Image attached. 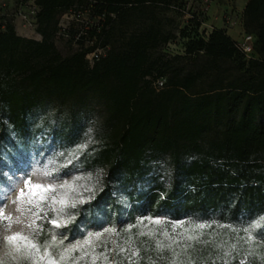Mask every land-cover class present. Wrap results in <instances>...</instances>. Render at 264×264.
<instances>
[{"label":"trees","instance_id":"1","mask_svg":"<svg viewBox=\"0 0 264 264\" xmlns=\"http://www.w3.org/2000/svg\"><path fill=\"white\" fill-rule=\"evenodd\" d=\"M187 1L21 0L18 13L36 7L41 40L0 18V187L50 137L72 168L103 172L91 197L69 206L61 246L104 235L63 264H264V244L240 239L264 217V0H248L241 15L252 56L225 27L200 33L208 16L199 11L181 30L185 52H165ZM83 5L87 25L63 29L61 16L85 17ZM59 32L79 49L64 55ZM40 227L45 247L55 228Z\"/></svg>","mask_w":264,"mask_h":264},{"label":"rangeland","instance_id":"2","mask_svg":"<svg viewBox=\"0 0 264 264\" xmlns=\"http://www.w3.org/2000/svg\"><path fill=\"white\" fill-rule=\"evenodd\" d=\"M34 0H28L33 2ZM21 0H0V18L11 20L16 27L18 34L41 40L42 36L37 32L36 26L25 25V22L21 15H19L18 4ZM188 7L184 15L176 14V25H178V38L168 44L164 49L165 52L170 54H183L185 52L186 39L181 35L186 26H189V18L192 12H204L208 16L207 22L202 25L200 33L208 35L216 27H225L228 33L236 40L242 38L244 29L241 25V15L248 0H188ZM82 10L84 16L77 19L74 13H67L61 16L60 25L64 28H74L76 30L81 29L82 26H86V21L89 18V10L87 6L83 5ZM173 14V13H170ZM189 34L191 29L189 28ZM194 33L192 32L191 35ZM55 42L59 50L64 55H70L74 51L79 49L77 39L59 32L55 37ZM94 41L86 40L84 48L92 45ZM45 172H50L51 175H45ZM8 178L5 183L0 187V212L3 216L11 217V227H6L5 221L0 218V264H30L27 259V251H17L15 246H10L5 239L8 236H12L15 233H22L23 236L28 237V241L23 243H35L36 241L34 228L37 226L38 219L33 214V211H28L27 203L21 204L18 201L21 190L25 193L29 188L26 185V180H31L32 184L53 185L56 187L57 192L51 195H55L57 203L55 205L57 217L60 223H63L68 216V209L72 201L76 203L89 199L95 188H98L100 180L103 176V172L83 173L75 168H72L69 161L63 157V153L59 148V144L56 143L52 137L40 141L34 146L27 158L23 162L20 169L11 171L8 173ZM61 185H72V188H61ZM60 199H65L69 206L61 211ZM43 206V205H42ZM42 214V213H41ZM36 221L33 227H29L33 221ZM259 219L246 224L241 227L242 234L246 237L247 233L243 230L248 229L251 225L257 222ZM55 228V238L57 245L49 248L47 251L51 252L52 257L56 260L57 264H60V253L65 249L61 246V238H67V234L62 232L61 227ZM90 228H84L89 230ZM264 231L262 229L252 230L251 234L255 239L250 243L264 244V236L259 233ZM14 243H21L16 241ZM39 246V245H38ZM39 256L44 257V264H47V255L45 247L39 246ZM34 264H40L37 260Z\"/></svg>","mask_w":264,"mask_h":264},{"label":"snow or ice","instance_id":"3","mask_svg":"<svg viewBox=\"0 0 264 264\" xmlns=\"http://www.w3.org/2000/svg\"><path fill=\"white\" fill-rule=\"evenodd\" d=\"M71 163V161H69ZM45 175H51L50 172H45ZM26 185L28 186L29 190L27 193H25L23 190H21L19 197L17 198L18 201L23 205L27 203L28 211H33V214L36 216L37 219L44 221L47 220L48 223L53 225L56 228L64 227L70 220H65L63 223L58 222L59 218H53V219H48V211L56 212L55 205L57 203V200L55 198V195H51L53 193L57 192L56 187L53 185H43V184H32L31 180H26L25 181ZM61 188H72V185H61ZM84 201H80V203H83ZM59 204L61 205V211H63L64 208L68 207L69 204L65 199H60ZM43 205V206H42ZM46 206V207H44ZM72 208L76 207V202L72 201L71 205ZM43 213V215H41ZM0 218H2L5 221L6 227H11V217L8 216H3L2 212H0ZM74 219V217L70 218ZM36 221L34 220L32 224L29 225V227H33L35 225ZM141 224L143 221L140 222ZM155 224H160L162 223L159 220L153 221ZM176 227H182V225H173V228L175 229ZM205 227H211V225H204V224H198L195 225V229L198 230H203ZM194 229V230H195ZM255 229H262L264 230V217H261L257 222L253 223L250 228L244 229L243 231L247 233L246 237H241L245 243H250L252 242L255 237L252 236L251 232L252 230ZM193 230V231H194ZM34 231H43V228L40 227L39 229H35ZM109 233H114V229H107L105 230ZM188 231L190 230H185V233H182L181 236L184 239L187 240H198L199 237L195 235H188ZM233 231H236L233 229ZM260 235L264 236V231H261L259 233ZM104 235V233H95L93 236H91L88 240L84 241L83 245H77L76 247H73L71 249H65L64 252L60 253V264H63V262L67 259V257L71 254V252L76 251L78 248H84L88 246H92L93 240L99 241L101 237ZM141 235H154L152 232L148 233H141ZM163 235L165 237H168L169 234L167 232H164ZM171 239V237H169ZM7 242L9 243L10 246H15L17 251H27L28 252V257L27 259L30 261V264H34L35 261L39 260L40 264H44V257L39 256L38 253L40 251L39 246L35 243H23L25 241H28V237L23 236L22 233H15L12 236H8L5 238ZM16 241H20L21 243H14ZM61 244L63 241L60 242ZM176 243H179V241H176ZM56 238L55 236L52 237L51 239V244H45V249H46V255H47V264H57L56 260L52 257L51 252L47 251L49 248L56 246ZM157 246L159 248H163L164 245L160 242H158ZM169 248H171V245H168ZM232 249L236 248V245L231 246ZM120 251H125V249L120 248ZM251 254V253H250ZM107 259V257H105ZM74 264H79V261H75ZM93 264H95V257H93ZM135 264V262H133ZM171 264H191V261H178V260H172Z\"/></svg>","mask_w":264,"mask_h":264},{"label":"built area","instance_id":"4","mask_svg":"<svg viewBox=\"0 0 264 264\" xmlns=\"http://www.w3.org/2000/svg\"><path fill=\"white\" fill-rule=\"evenodd\" d=\"M208 1V0H207ZM33 3V2H32ZM37 9L36 7L31 4L27 11H19V15L22 16L25 25H31L34 26V23L32 21V17L36 14ZM254 41H255V37L253 34L250 33H242V38L240 40H238V46L239 48L246 53L247 56H252L253 52H254ZM94 56L98 57L97 53H93L90 58L92 59ZM164 84V81L161 80L159 82V86H162Z\"/></svg>","mask_w":264,"mask_h":264},{"label":"crops","instance_id":"5","mask_svg":"<svg viewBox=\"0 0 264 264\" xmlns=\"http://www.w3.org/2000/svg\"><path fill=\"white\" fill-rule=\"evenodd\" d=\"M222 27V26H221Z\"/></svg>","mask_w":264,"mask_h":264}]
</instances>
